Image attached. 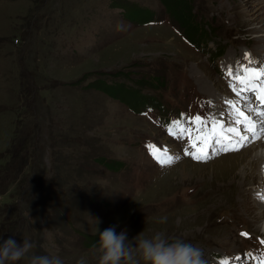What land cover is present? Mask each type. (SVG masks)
<instances>
[{
	"label": "rangeland",
	"instance_id": "rangeland-1",
	"mask_svg": "<svg viewBox=\"0 0 264 264\" xmlns=\"http://www.w3.org/2000/svg\"><path fill=\"white\" fill-rule=\"evenodd\" d=\"M191 1L208 45L161 0H0V237L34 244L16 264H97L88 245L110 226L134 246L185 240L206 264L264 260V136L198 162L167 132L234 123L228 102H246L226 74L247 51L264 66V0ZM149 143L180 159L159 165Z\"/></svg>",
	"mask_w": 264,
	"mask_h": 264
},
{
	"label": "snow or ice",
	"instance_id": "snow-or-ice-1",
	"mask_svg": "<svg viewBox=\"0 0 264 264\" xmlns=\"http://www.w3.org/2000/svg\"><path fill=\"white\" fill-rule=\"evenodd\" d=\"M250 64L251 60H249ZM226 75L231 77L229 86L232 91L246 102L244 107L248 112H254L259 117V121L246 115L245 111L241 110L238 101H229L234 124L237 126L242 124L243 131L237 126L226 127L224 122L216 120H211V127H208L209 121L199 114L188 121L170 122L167 127L168 134L177 139H188L191 150L184 149V154L198 162H207L222 153L239 151L247 144L264 136V66L257 68L238 64L235 74L230 68ZM253 97L259 102L255 108L251 103ZM183 115L181 114L182 117ZM193 133H195L194 136ZM245 133H250L251 139ZM146 147L161 166H171L180 159V156L170 154L167 147L161 150L151 143ZM209 149H211V154H209ZM242 235L247 236L248 234L242 233ZM261 243L264 244V240ZM227 259L224 258V264H227ZM258 264H264V260L259 261Z\"/></svg>",
	"mask_w": 264,
	"mask_h": 264
},
{
	"label": "clouds",
	"instance_id": "clouds-1",
	"mask_svg": "<svg viewBox=\"0 0 264 264\" xmlns=\"http://www.w3.org/2000/svg\"><path fill=\"white\" fill-rule=\"evenodd\" d=\"M166 219V218H164ZM161 222H164L163 220ZM127 238L126 231L117 234L115 226L99 232V239L92 246L97 264H206L204 251L182 239L169 241L163 233L151 238L143 233ZM34 248L28 239L18 243L12 236L0 237V264H16ZM30 264H64L58 255H33ZM76 264H86L82 256Z\"/></svg>",
	"mask_w": 264,
	"mask_h": 264
},
{
	"label": "trees",
	"instance_id": "trees-1",
	"mask_svg": "<svg viewBox=\"0 0 264 264\" xmlns=\"http://www.w3.org/2000/svg\"><path fill=\"white\" fill-rule=\"evenodd\" d=\"M162 3L169 9L170 15L176 18L183 24L188 40L193 41L195 44L198 40H203L204 45H208L209 39L213 34V28L205 26L207 22L201 18H197V12L193 10L191 0H161ZM181 26V25H180ZM197 45V44H196ZM223 46H216L214 53L219 56L223 53ZM93 238L90 240L88 246L93 244L99 239V232L92 234Z\"/></svg>",
	"mask_w": 264,
	"mask_h": 264
},
{
	"label": "bare ground",
	"instance_id": "bare-ground-1",
	"mask_svg": "<svg viewBox=\"0 0 264 264\" xmlns=\"http://www.w3.org/2000/svg\"><path fill=\"white\" fill-rule=\"evenodd\" d=\"M224 48V50H223V53L225 52V47H223ZM229 54V53H228ZM233 58V57H232ZM237 63V62H236ZM229 65V64H228ZM232 67V66H231ZM252 106H253V108H255V107H257L258 106V104L257 103H255V100H253L252 102ZM241 105L243 106L244 105V102H242L241 103ZM244 111H247V108L246 107H244V108H242ZM251 114H252V116L254 117V118H256V119H258V121H259V117L254 113V112H250ZM223 117H225L224 115H223ZM226 118V117H225ZM227 119V121H233L234 122V120L233 119H231L230 117L229 118H226ZM224 124H226V121H225V119H224ZM240 127H243V125L241 124V125H239ZM247 135H249V138L251 139V134L250 133H247ZM263 143V142H262ZM262 147H264L263 145H262ZM210 150V149H209ZM259 154H255V157H257ZM263 158V157H262ZM241 160L243 159L242 157L240 158ZM259 159V158H258ZM258 161V160H257ZM251 162V161H250ZM261 164H264V162H262ZM262 166V165H261ZM264 167V166H263ZM261 169V168H260ZM262 176V175H261ZM262 180V179H261ZM263 181V180H262ZM264 203V201H262V203L261 204H263Z\"/></svg>",
	"mask_w": 264,
	"mask_h": 264
}]
</instances>
